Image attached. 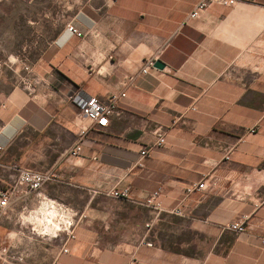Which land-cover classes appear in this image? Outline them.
<instances>
[{
	"label": "crops",
	"instance_id": "obj_1",
	"mask_svg": "<svg viewBox=\"0 0 264 264\" xmlns=\"http://www.w3.org/2000/svg\"><path fill=\"white\" fill-rule=\"evenodd\" d=\"M196 1L0 0V61L20 59L0 71V264H264V119L242 133L264 112V0L187 18ZM76 89L125 96L95 129ZM13 165L55 179L37 198Z\"/></svg>",
	"mask_w": 264,
	"mask_h": 264
},
{
	"label": "built area",
	"instance_id": "obj_2",
	"mask_svg": "<svg viewBox=\"0 0 264 264\" xmlns=\"http://www.w3.org/2000/svg\"><path fill=\"white\" fill-rule=\"evenodd\" d=\"M114 1V0H113ZM210 3H217L220 5H232L234 3V0H197L192 8V10L188 13L187 18H195L197 17V14L200 10L204 9L208 4ZM66 29L70 33H76L77 29L70 23L66 24ZM19 58H15L13 61L7 58L5 61H0V71L3 67H6L8 69H12V66L19 62ZM153 64L152 61H149L144 68L141 70L142 73H146L148 67H150ZM22 69L25 71H30V68L28 65L23 64ZM21 83L24 85H29L30 80L25 79L24 77L21 79ZM125 96V92L120 93H111L106 97L104 100H100L95 96H90L85 94L82 90L76 89L71 90L67 93L66 99L74 104L78 109L79 113L84 119H86L92 128L100 129L104 128L109 123V117L116 113L117 111V103L118 100L121 97ZM191 110H194V107H190ZM264 119V112L258 117L255 125L253 127L245 129L242 133H253L255 131V127L257 126L258 121ZM85 128H81L79 130V138L83 137L86 134ZM157 136V145H161L165 142L164 138V131L158 130L156 131ZM80 140H78L74 146L69 150V155L71 157H76L81 149ZM2 147L0 146V150ZM229 150V149H228ZM228 150H226L225 155L223 156V159H228ZM147 149H143L140 151V155L145 156L147 155ZM11 169L13 170L14 174V185H23L27 188V190L34 192L35 196L38 198L40 196L39 191L41 187L46 184L49 181H52L55 179V174L52 171H38V170H28V169H22L18 166H11ZM216 185L215 179H210L208 182L206 179H202L200 181L192 182L186 185L184 188V191L186 194L192 193V192H204L207 190H210L214 188ZM159 188L153 191V193L150 195V197L146 200V203L151 204L154 197L158 194ZM112 197H117L121 199H127L129 196V190L127 188H124L122 190H115L112 189L108 193ZM11 199V193L9 189H2L0 188V217L5 214ZM157 211L160 210L158 205L154 206ZM170 212L181 215V211L179 209L171 210ZM146 226H149V224H146ZM228 229L239 233L242 232L245 229V226L243 225L241 220H236L231 222L228 225ZM67 232V231H66ZM71 233V231H69ZM72 236V235H71ZM262 243H264V240H261ZM144 245L152 246V243L143 241ZM4 251V249L2 250ZM62 251H67V249L64 247Z\"/></svg>",
	"mask_w": 264,
	"mask_h": 264
},
{
	"label": "water",
	"instance_id": "obj_3",
	"mask_svg": "<svg viewBox=\"0 0 264 264\" xmlns=\"http://www.w3.org/2000/svg\"><path fill=\"white\" fill-rule=\"evenodd\" d=\"M153 66L162 68L164 65L159 60H155L153 63Z\"/></svg>",
	"mask_w": 264,
	"mask_h": 264
},
{
	"label": "rangeland",
	"instance_id": "obj_4",
	"mask_svg": "<svg viewBox=\"0 0 264 264\" xmlns=\"http://www.w3.org/2000/svg\"><path fill=\"white\" fill-rule=\"evenodd\" d=\"M23 6V5H22Z\"/></svg>",
	"mask_w": 264,
	"mask_h": 264
}]
</instances>
